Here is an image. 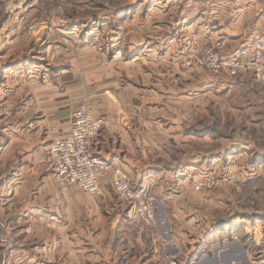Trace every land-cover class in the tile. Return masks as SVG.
<instances>
[{
  "label": "rangeland",
  "instance_id": "374dc122",
  "mask_svg": "<svg viewBox=\"0 0 264 264\" xmlns=\"http://www.w3.org/2000/svg\"><path fill=\"white\" fill-rule=\"evenodd\" d=\"M255 1L251 14L264 12L263 0ZM255 1L0 0V134L11 136L20 121L24 126L21 115L30 103L33 119L39 120L43 116L34 111L45 95L71 87L73 100L87 105L98 104L94 97H111L115 90L133 94L134 104L144 113L159 106L158 113L146 117L159 123L148 140L160 147L151 169L172 171L175 184L185 178L172 188L182 193L179 204L185 206L179 219L195 217L178 228L182 237L187 242L207 235L215 241L235 240L249 249L248 264H264L263 243L254 241L264 230V108L258 109L261 105L252 91H231L216 83L222 76L184 63L190 47H202L212 39L225 38L229 51L247 47L251 31L245 8ZM238 16L244 32L223 28ZM248 76L256 77L248 73L235 78L252 80ZM133 209L135 221L155 223L156 216L148 222ZM12 223L8 219L1 228L10 224L17 246L6 245L8 254L0 257V264H7L6 258L11 264H37L38 259L33 263L23 255V239L30 230L18 223L12 228ZM41 241L35 237L26 245L34 249ZM9 248H16L13 256ZM68 251L59 263L71 264Z\"/></svg>",
  "mask_w": 264,
  "mask_h": 264
},
{
  "label": "crops",
  "instance_id": "0c3cea01",
  "mask_svg": "<svg viewBox=\"0 0 264 264\" xmlns=\"http://www.w3.org/2000/svg\"><path fill=\"white\" fill-rule=\"evenodd\" d=\"M256 3L251 2L245 8L251 31L249 45L236 47L234 52L251 53L253 47L264 46V12L251 14ZM261 3L259 1L258 5ZM240 20V16L233 18L232 23L223 28L244 32L245 26L242 28L238 24ZM167 64L172 70L176 69L174 64ZM248 77L252 80L217 77L215 81L222 87H230L231 91L234 88L252 91L251 95L261 105L258 109L264 108V85L261 86L255 76ZM73 91L71 87L61 93L45 95V100L39 102V108L34 111L43 116L39 120L33 119L30 103L21 115L24 126L20 121L13 126L11 136L0 134V257L7 256L6 245L17 246L10 234V224L1 228V225L6 227L3 223L10 219L13 220L12 228L18 223L30 230L29 236L23 239L26 246L23 255L33 263L38 259L37 264H47L53 259L52 264H61L58 260L67 249L71 264H165L168 251L180 256L185 264H248L252 256L249 249L235 240L215 241L214 236L207 235L187 242L182 237L178 228L183 227L182 223L193 222L195 217L185 221L179 219H182L185 206L179 204L182 193L178 189H174V193L172 188L185 178H177L179 183L175 184L170 177L172 171L164 173L165 169H151L156 164L152 162L160 155V147L158 143L148 144V140L152 139L158 121H147L146 117L149 112L158 113L160 108L150 106L146 110L149 112L144 113L142 107L134 104L136 98L129 92L123 95L111 90V97L107 94L94 97L99 100L98 104H88L93 115L103 119V127L94 144L95 152L119 164L135 182L149 187L147 189L156 197L155 223L135 221L133 207L117 198L111 173L101 179L102 195L82 191L77 186L60 191L55 175L49 171L47 154L52 141L71 130L77 102L73 100ZM152 97L157 98V95L153 93ZM175 173L173 175L178 176ZM242 220L249 222L246 218ZM253 232L257 237V231ZM263 233L254 241L260 246L263 243L260 250L264 251ZM35 237L42 240V245L33 249L26 243ZM15 249H8L10 256ZM6 260L7 264L12 263L10 258Z\"/></svg>",
  "mask_w": 264,
  "mask_h": 264
},
{
  "label": "built area",
  "instance_id": "2783aa9c",
  "mask_svg": "<svg viewBox=\"0 0 264 264\" xmlns=\"http://www.w3.org/2000/svg\"><path fill=\"white\" fill-rule=\"evenodd\" d=\"M185 66H198L222 77L254 73L264 84V46H255L251 53L228 50L227 40L212 39L202 47H190ZM84 101H77L72 128L68 134L52 141L47 161L58 186L65 190L77 186L83 191L102 195L101 179L112 174L115 192L131 204L137 215L148 222L156 216V197L146 186L138 185L124 169L95 152V141L103 127ZM202 183L197 184L198 189ZM167 264H185L173 252L165 255Z\"/></svg>",
  "mask_w": 264,
  "mask_h": 264
},
{
  "label": "bare ground",
  "instance_id": "6f19581e",
  "mask_svg": "<svg viewBox=\"0 0 264 264\" xmlns=\"http://www.w3.org/2000/svg\"><path fill=\"white\" fill-rule=\"evenodd\" d=\"M223 39H225V38H223ZM236 52H238V51H236ZM239 52H244V51H239ZM72 120H73V115H72ZM103 123V122H102ZM71 128H72V126H71ZM51 145V144H50ZM50 148V147H49ZM58 183V182H57ZM85 192H87V191H85ZM89 193V192H88ZM92 194V193H91ZM96 195V194H95Z\"/></svg>",
  "mask_w": 264,
  "mask_h": 264
}]
</instances>
